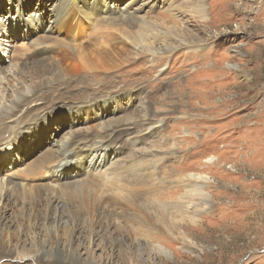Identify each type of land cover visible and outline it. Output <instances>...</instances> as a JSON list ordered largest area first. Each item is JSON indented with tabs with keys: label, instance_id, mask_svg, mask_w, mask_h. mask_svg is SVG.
Masks as SVG:
<instances>
[{
	"label": "rangeland",
	"instance_id": "374dc122",
	"mask_svg": "<svg viewBox=\"0 0 264 264\" xmlns=\"http://www.w3.org/2000/svg\"><path fill=\"white\" fill-rule=\"evenodd\" d=\"M70 1L0 0L2 23L14 18L22 3H27L32 15H40L39 24L29 26L28 34L4 27L9 37L0 38V65L22 64L29 70L25 77L32 73L34 77L35 63L51 55L36 45L50 42L53 48H60L74 43L69 27L61 22L63 16H71L75 0ZM132 2L96 0L97 22L105 28L108 22L117 23L116 29L131 32L149 45L146 34L155 42L150 44L151 50L159 54L169 47L171 53L154 60L148 53L135 56L141 50L127 45L132 61L116 72L75 70L72 81L85 88L76 92L82 100L71 103L69 97L62 104L44 107L42 101L29 103L30 108L41 107L38 122L46 128L38 130L37 116L32 122L41 134L27 138L22 133L30 122L7 121L20 144H14L12 152H0V181L9 174L8 178L25 182L30 190L25 187L21 193L17 187L18 201L1 208L0 248L22 257L3 258L0 264H92L60 262L53 254L55 249L61 253L71 249L81 260L89 257L97 264H264V0H135L131 11L139 19L122 22L125 8H131ZM198 2H203L207 20L195 14ZM101 16L108 18L107 23ZM78 24L79 45L84 43L82 48L91 52L104 28L92 27L99 36L88 39L87 32L94 31H85L83 22ZM47 33L51 36L44 38ZM84 76L93 81H88V87ZM107 127L112 130L104 134L102 128ZM70 135L73 144L84 150L79 149L78 160L70 163L74 177L67 183L86 177L85 150L101 136L111 154L106 165L117 162L120 169L114 168L112 176L81 191L57 193L68 196L63 212L77 221L74 226L71 221L60 226L41 219L39 213L47 211L46 205L37 201L39 196L43 200L49 196L51 181L44 172L54 157V144ZM196 186L202 187L200 192L195 191ZM124 187L128 192L122 195L134 198L139 208L127 205L118 212L110 204L109 210L98 212L114 216L91 227L79 203L85 200V204L97 205L101 196L120 194ZM132 187L137 191L133 193ZM1 188L5 193L6 185ZM32 192L35 207L25 200Z\"/></svg>",
	"mask_w": 264,
	"mask_h": 264
},
{
	"label": "bare ground",
	"instance_id": "6f19581e",
	"mask_svg": "<svg viewBox=\"0 0 264 264\" xmlns=\"http://www.w3.org/2000/svg\"><path fill=\"white\" fill-rule=\"evenodd\" d=\"M77 1L78 0H75V2L72 3L73 10L71 12V16H69V17L63 16L62 17L63 20H61L62 24L65 27H69L68 31L70 32L71 40L73 39L75 42L74 43H69V44H64L63 46H62V44H63L62 43L61 44L62 47H60V48H53L54 47V46H52L53 43L49 44L50 42L46 43V44L36 45V46H40L41 47L40 50L45 51V52H49V53H51V55L48 56V57H43L44 58L43 60H41L39 63L38 62L35 63L36 65H35L34 77L32 76L33 73L31 75H29L28 77L27 76L25 77V74H27V72L29 74V70H28V68L24 69L22 67V64H20L19 66H13L12 68L4 67L2 64L0 65V152H2V151L5 152L7 149H8L9 152H12L13 148H14V144H15V146H19V144H20V142H18L17 139L15 137H13V134L15 132H11L12 128L9 127L10 124L8 125L7 121L15 120L17 122L20 121V122H23L25 124L30 122V123H28L26 125V128L23 130V133H22L27 138L29 136H31L33 133H35V135H37V133L39 132L38 130L40 128H43V129L46 128L47 125L39 124V122H40L39 121V118H40V115H39L40 112L39 111H40L41 107H39V108L35 107L34 109L28 107V105H29V103L31 101H42V105H40V106L44 107L45 105L48 106V104H52L53 102L62 104L61 102L64 99L69 98V97L71 99L68 100V102H71V103H74L73 100H75V99L82 100L81 98H77L78 95L76 94V92L79 91V90H85V88L84 87H80L81 84H82L81 82H75L74 83L72 81V79L74 77V74H76L75 70L77 72V70L80 69V70L84 71V73H85L87 71L86 68H88L91 71V73L95 72L96 74H98V72H100V73L104 72V71H102L100 69H104L105 71L116 72V71L119 70V68L121 69L126 63L128 64V63H131V61H132V59L129 58V51H128L129 49L127 50V48H128V47H126L127 45L135 46L133 48L141 50L138 53H136L135 56H139V54H143V53H148L149 56L152 57L154 60H155L156 57L159 59L161 56H164L165 52L169 53L170 51H172L169 47H166L165 49H162L163 50L162 52L157 54L156 52H154L153 50L150 49V44L151 43H155V42H153V41L151 42L150 40H148L147 37L145 36L146 34L144 35V39H146L148 41L149 45H146L145 40H143L141 38H138L139 36L135 37V36H132L131 34H129L131 32L126 33L125 31H123L122 28L119 29V30L116 29V27L119 26V25H117V23H114V22H108L107 23L108 18L101 16V20H103L104 23H107L106 24L107 27L105 28L104 26H102L100 24L101 22L98 23L97 19H96V17H97L96 11H99L98 8H97V5H96V0H93V1L91 0L92 1L91 3H89V1H87V0H83V2H82V0H79V1H81V3L77 2ZM37 2H39V0H37ZM134 2H135V0H134ZM134 2L131 3V8L128 7V6L125 8L126 9L125 10L126 14L123 15V17L121 19L122 22L124 21V22L129 23V22H131L133 20L136 21L137 19H139V15H136V13H135L136 11H131ZM105 3H106V0H105ZM198 4H200L201 6L199 5L197 7V9L195 11V14L200 15V17H202L203 20H207V14H206L207 10H206L205 6L202 5L203 2H202V4L200 2H198ZM37 6L39 8H42V5H40V4H37ZM142 9H144L143 5H142ZM44 10H48V8L46 6H44ZM102 13H104L106 15V12H104V10H103ZM33 14L34 15H32V13H30V8H29V6H27V3L20 4L19 5V9L16 12V16L14 18H10L11 20H7V21H5V23L0 22V38H1V40L4 41L5 38L9 37V35L7 36V32L4 30L5 26H10V28L15 29L17 31V33H21L22 32L23 34H28V31L32 28V27H29V26L35 25V24H39V22H40V18H39L40 15L38 13L37 14L33 13ZM54 22H55V20H54ZM81 22L84 23L83 25H84V28L86 29L85 31H89V30H87V28L88 29H92L91 31H94V32H87L89 34V35L87 34L88 35V39H92L94 35H98L97 31L94 28H92V27H95L96 29L99 28L101 30V28H100V25H101L102 29L104 28V30L102 31L103 33H101V35L99 37V38H101L100 42L97 45L94 46V48H93V50L91 52H87V51H85V49L82 48L83 45H84V43H83L84 41L83 40H82L83 41L82 42L83 45L82 46L79 45V42H78L79 35H78V32H77L76 26L79 27L78 23H81ZM144 22L145 21H141V24L144 23ZM41 24H42V22H41ZM120 26H121V24H120ZM59 27H60V25H59ZM49 29L51 30V28H49ZM40 30L41 29L37 28V26H34V31L35 32H40ZM47 32L49 33L51 31H47ZM48 33H47V35L46 34L44 35V36H46L44 38H47V37L51 36ZM50 40H48V41H50ZM31 43H32V41H31ZM0 46H2V44H0ZM32 47H34V46H32ZM14 48H17V43H14ZM16 52H17V50H16ZM20 53H22V52H20ZM10 59H11V57H10ZM77 61L79 62V64H78L79 66L76 65ZM17 65H18V63H17ZM38 65L42 66L41 70L38 69V67H39ZM9 68H10V70H9ZM14 69L16 70V72H18L17 74H16V72H13ZM103 74H107V73H103ZM88 81L93 82V81L89 80V78L86 76L85 77V84L83 83L84 85H86V87H88V84H89ZM99 84H102V82H99L98 85ZM91 87H92V84H91ZM101 88H103V87H101ZM87 90H89V89H87ZM91 92H93V91H91ZM92 101H93V99H92ZM61 110H62V108H61ZM36 116H37V119H38L37 122H36L38 130L35 129L34 128V124H32V122L36 121V120L35 121L33 120ZM5 122H6V124H5ZM125 123H127V122H125ZM116 126H118V125H116ZM123 129H124V127H123ZM126 129H127V127H126ZM102 130H103V132L105 134L106 132H108L109 130H112V129H111V127H107V128H102ZM92 134H93V132H92ZM39 139H41V138L39 137ZM73 139H74V137L72 135H70L69 137H65V138L57 141L56 145L54 144V146H55L54 157L51 160V163L48 162L50 165H49V168H47V169H49V170L47 172H44V173H49V180L51 181V183L49 182L51 187L49 189L47 188L48 189L47 193H48L49 196L46 197L47 199H45V200H43L44 198L42 199V197L39 196L40 198L37 201L38 203H41V202L45 201V205H46V210L47 211L46 212L41 211V213H39V214L42 215L41 219H43L44 222H46V220H48V221L49 220H51V221L53 220L54 222H57L58 225H60V226L64 225V224L66 226H68L67 222H69V221H71L70 224L72 226H74V223H76L77 221H75V219H73L74 218L73 215L70 217L67 214H64V212H63L65 210V206H66L65 203H67L64 198L68 197V196L60 197L59 195H56L57 193H62V192L67 193V192H70L72 190H76V191L80 190L81 191L83 187L88 188L90 186H93L101 178H107L108 175H110V174L112 176L113 173H116L114 168L120 169L117 162L112 163L113 162L112 161L110 163L111 165H109V166L106 165V162H109V159L111 158V154H110L109 148L106 146V144L108 142L104 141V136H101L100 138L96 139L95 141H93V140L91 141L90 140L91 143H90L89 146H87V149L85 150V152L87 153V156H85V157H86L87 163H88V168H87V170H85L86 172L84 171V173L86 174V177L83 180H78L77 179V181H75V183H72V184L67 183L68 179H72L74 177L73 175L70 174L71 173V169H73V166L71 164H74L73 162H76L78 160V157L80 155V152L78 150L79 149H81V150L83 149V148H80L79 145H74L73 144L74 143ZM32 141L33 140H31L30 143H32ZM84 143H87V142H84ZM82 145H83V143H82ZM52 151H53V149H52ZM45 157H46V155H45ZM113 159H115V157ZM38 160L41 163H44L41 159H39V157H38ZM7 161L8 160H6L5 162H7ZM209 162H210V160H209ZM12 163H13V161H12ZM42 165H44V164H42ZM130 165H133V164H130ZM7 166H8V163H7ZM34 167H37V166L34 165ZM39 167H37V168H39ZM31 170L33 172V167L31 168ZM66 171H67V173H65ZM28 172H26V173H28ZM30 173H31V171H30ZM10 174H11V172H10ZM17 174H18V172H17ZM32 174H34V173H32ZM66 174L68 175L69 178H65L64 177ZM8 176H9V174H6L4 179H3V181H0L1 187H4V185H6L5 193H3L4 192L3 188H1L3 190L0 189V203H1V206H0V216L1 217L0 218L3 217V214H1V208H6V205H8V207H10L11 203L14 204L15 200L18 201L17 198L15 199L16 188L17 187L18 188L21 187L20 188L21 190L17 189V192L24 193V191H23L24 189L23 188H25V187L27 188L28 187V186H24L23 185L25 182L23 184H20V180H17V179L12 180V179L8 178ZM25 176H27V175H25ZM28 176H30V175H28ZM102 180H104V179H102ZM197 180H203V178L202 177H197ZM142 181H143V183L147 182L145 180H142ZM117 182H119V181L117 180ZM133 183H134V181H133ZM10 186H11V188H9ZM31 186H33V185H31ZM111 186H112V184H111ZM30 188L32 189V187H30ZM139 188L142 189L143 187H139ZM13 189H15V190L12 193ZM201 189H202V187H197L196 186V190L195 191L200 192ZM28 190H30V189H28ZM35 190H37V188ZM132 191H133V193L136 192L137 188H133L132 187ZM123 192H128V188L124 187L122 189V191L120 192V194H116L115 193L112 196H101L100 195L101 197L98 199V204L97 205H93V203H91L92 204L91 206L88 205V204H85L86 203V202L84 203L85 200H82L83 203L82 202L79 203V207H80V209H82V212L84 210V212L87 214L86 218H88L89 223L92 225L91 227H95V225L97 226L98 223H101L102 221H105V220L109 219L110 216L111 217L114 216V214L113 215L112 214L111 215H107V213L104 214V212H102V213L98 212V211H103L105 208H107L109 210V205L110 204L113 205V206H116V208L114 207L113 210L118 211V212H123L127 205L129 206V208L130 207L139 208V206L137 205L138 203H136L137 201L134 198H126L125 195L124 196L122 195ZM133 193H131V194H133ZM30 194L33 195L35 193H33V192L29 193L28 196H30V197H26L27 199L25 198V200H28V202L30 203V206H34L35 207V204H36L35 203V201H36L35 197L36 196L33 197ZM80 194H81V192H80ZM96 194H97V191H96ZM85 195H87V194H85ZM90 195H92V194L90 193ZM85 197L87 198V196H85ZM99 206L101 208H98V210H97L96 208L99 207ZM175 209H177V207ZM31 212H33V211L31 210ZM33 215H32V217H33ZM123 215H124V213H123ZM185 215H187V214H185ZM84 216H85V214H84ZM136 217H137V215H136ZM33 218H31V219H33ZM150 218H151V216L148 217V220ZM183 218H185V217H183ZM46 224H48V223H46ZM172 224L174 225V223H172ZM31 228H32V226H31ZM71 232H73V231H71ZM178 232H179V234H182L180 231H178ZM15 234L17 235V233H14V235ZM6 238H8V237H6ZM16 238H17V236H16ZM50 250H52V249H50ZM41 253H43V252H41ZM53 254H54V256L58 257L60 262H69V261L78 260L81 263H89V262H91L92 264H97L96 261H89L90 260L89 257H86L85 259L82 258V260H81V258L78 256L79 254L73 252L71 249H67L65 251H62V253L59 252L58 249H55ZM13 256L16 257L17 259L20 256L22 257V255H20V254L19 255H15L12 251H6V249L4 250V248L1 249V251H0V259L7 258V257H10V258L12 257L13 258ZM50 256H52V255H50ZM41 260H42V258H41Z\"/></svg>",
	"mask_w": 264,
	"mask_h": 264
}]
</instances>
